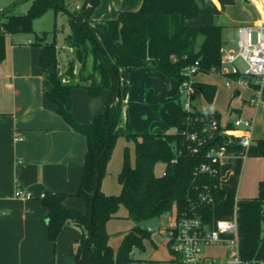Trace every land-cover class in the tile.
<instances>
[{
  "label": "trees",
  "instance_id": "obj_1",
  "mask_svg": "<svg viewBox=\"0 0 264 264\" xmlns=\"http://www.w3.org/2000/svg\"><path fill=\"white\" fill-rule=\"evenodd\" d=\"M20 1L0 10V61L5 58L7 36L30 31L32 19L50 8H63L61 0H32L25 15L19 17L12 13V6ZM97 1L89 0L79 11L68 14L69 33L65 42L74 50L79 64L76 75L72 61L63 69L69 82L57 75L59 50L53 42L45 41V33L34 34V40L29 43L40 49L37 67L50 84L46 92L47 100L70 129L84 136L86 143L81 182L73 195L84 202L85 212L66 208L64 200L68 195L63 193L45 192L40 202L47 210L44 227L49 241L54 243L67 225L80 230L81 237L73 250L75 264L85 237L89 264H129L130 250L133 247L142 249V241L150 238V234L134 227L122 237L114 251L108 244L107 222L123 208L129 219L137 218L139 221L176 212L180 216L198 218L202 223L211 224L212 208L223 198L224 191L219 184V164L206 158V153L210 148L224 144L229 137L217 131L213 138L207 139L196 152H192L196 143L189 139L187 133L195 131L200 135L203 127L200 117H212L217 121L218 117L196 111L188 116L181 111L179 104L175 131L126 136L133 143L134 164L130 165L125 151L117 175L119 193L106 195L98 187L91 211L97 170L101 179L113 142L118 137L117 125L121 117L120 95L116 96L118 71L120 68L137 69L151 65L163 76L174 79L177 85L183 79L182 69L195 62L198 64L196 74H218L223 47L222 29L216 25L186 24L198 16L199 7L195 0H141L137 10L121 11L115 19L106 21L109 36L116 43L117 59L111 61L89 24ZM77 88L84 89L91 98L99 96L103 90L107 91L103 111L94 115L89 124H78L72 116L71 91ZM206 89L209 93L205 92ZM194 90L203 92L206 101L211 102L212 87L195 81ZM232 152L237 154L239 149L233 144L227 145V153ZM247 157H264V139L252 142ZM157 164L163 165L160 175L154 172ZM201 164L214 167V174L199 172ZM256 202L258 224L264 223V182L258 185Z\"/></svg>",
  "mask_w": 264,
  "mask_h": 264
},
{
  "label": "crops",
  "instance_id": "obj_2",
  "mask_svg": "<svg viewBox=\"0 0 264 264\" xmlns=\"http://www.w3.org/2000/svg\"><path fill=\"white\" fill-rule=\"evenodd\" d=\"M213 2L217 7V22L211 25L221 27L223 48L234 49L238 27L259 20L258 6L250 0H235L234 3L226 0L233 8L224 12L219 0ZM140 4L139 0H120L117 15L121 11H135ZM116 17L112 14L107 21ZM186 24L206 25L200 20H189ZM92 27L95 29L94 25ZM230 27L235 28L234 32L228 29ZM31 42L6 38L5 58L0 61V264H75L73 250L81 237L80 230L67 225L54 243L49 241L44 227L47 210L41 205L40 197L45 192L63 193L68 195L64 200L66 208L85 212L84 202L73 195L81 182L86 143L84 136L70 129L47 100L50 84L37 67L40 49L31 46ZM110 55L112 61H116L117 56ZM141 69H146L161 83L163 96L168 98L166 101L170 100L172 89L177 92L174 79L163 76L151 65ZM195 81L214 89L211 102L206 101L203 92H195L192 106L196 112L217 115L220 126L230 128V134L236 137L243 130L234 128V121L252 120V140L264 139V80L257 107L249 102L251 88L236 83L226 86L220 74L198 73ZM205 92L209 93L207 89ZM71 101L74 120L85 125L103 111L106 99L91 98L84 89L77 88L71 91ZM178 106L179 100L176 119ZM121 113L123 123L127 116L125 110ZM120 126L117 125L118 130ZM173 127L143 132L165 134L174 131ZM219 172L224 196L216 206L220 204L219 210H225L220 214L221 219L235 221L236 237L241 218H246V226L253 227L257 223L260 229L256 197L259 183L264 182V157L227 156L221 159ZM16 186L20 188V197L14 195ZM242 211L246 212L245 217ZM240 228L242 230L241 225ZM239 257L247 261L264 260V251L248 259ZM87 259L85 237L76 264H89Z\"/></svg>",
  "mask_w": 264,
  "mask_h": 264
},
{
  "label": "rangeland",
  "instance_id": "obj_3",
  "mask_svg": "<svg viewBox=\"0 0 264 264\" xmlns=\"http://www.w3.org/2000/svg\"><path fill=\"white\" fill-rule=\"evenodd\" d=\"M16 1L18 0H0V10L10 6ZM31 1L32 0H21L19 3L12 6V13L16 16L25 13L29 8ZM61 1L63 2L62 9L50 8L39 17L32 19L30 22V31L16 32L6 38L13 39L14 41H33L34 34L39 36L45 33V41L47 43L53 42L59 50L57 55V75L60 78H66L67 76H65L63 69H66L70 61L74 64L75 75L79 66L74 50L68 47L65 42V37L69 33L68 14L79 11L89 0ZM139 1L141 2V0ZM196 1L199 5V14L195 19L190 21L195 22L196 20H200L202 23L205 22L206 25L216 23L217 18H215V16L217 15V7L213 0ZM230 1H232V3L235 2V0ZM119 2L120 0H117L116 2L114 0H98L96 6H94L92 10L90 17L91 21L89 22L90 28L95 33L98 42L111 61L112 58L110 53L113 54L114 57L116 56V43L109 36L106 21L112 14L117 16V6ZM219 5L224 12H229L233 8V6L226 3V0H219ZM93 25L95 29L92 27ZM228 29L232 32L235 30L234 27ZM238 65L241 66L240 63ZM141 68L143 67L137 69L120 68L118 71L121 112L125 110L127 120L123 123L122 118L119 120L118 124H121V126L119 130L117 129L118 137L113 142L105 172L100 179L99 189L100 192L104 194L117 195L120 191V184L117 181V175L121 169L125 151H127L130 165L134 164L133 143L128 141L126 136L133 133H142L145 129L161 131L163 129H168L173 125L174 127L172 129L175 131L177 127V100H179L180 104L183 97L172 89V95L168 96L170 100L166 101L168 98L163 96L161 83L156 81L146 69ZM66 82H69V79ZM106 94L107 91L103 90L97 98L106 99ZM126 133L130 134L126 135ZM162 171L163 165L157 164L154 169L155 174L160 175ZM219 205L216 206L215 204L212 208L213 221L222 220L220 214L225 213V210L222 208L219 210ZM241 215L245 217L246 212L242 211ZM245 219L246 218H241L239 220L237 248L239 255L242 258L248 259L252 258L257 253L264 251V223L259 224L260 229H258L257 223H255L253 227L249 224L248 227L246 226L247 222ZM160 220H165L164 214L148 220L134 221L127 217L123 208H120L116 215L106 224V232L109 236L108 244L114 251H116L120 245L122 237L130 232L132 228L138 227L145 231L151 229L154 232L151 233L150 238L142 241L143 248L140 250L139 248H136V250L143 252L142 258L145 260H167L169 259V250L166 245V238L157 235ZM240 225L242 226V230ZM162 234L163 233L161 232V235ZM203 253L216 260H220L226 257V248L223 246H211L205 248Z\"/></svg>",
  "mask_w": 264,
  "mask_h": 264
},
{
  "label": "built area",
  "instance_id": "obj_4",
  "mask_svg": "<svg viewBox=\"0 0 264 264\" xmlns=\"http://www.w3.org/2000/svg\"><path fill=\"white\" fill-rule=\"evenodd\" d=\"M250 1L258 6L260 18L253 24L238 27L234 49L221 48L218 74L224 77L226 86L236 83L251 88L252 96L249 102L250 105L257 107L261 102L260 87L264 80V0ZM239 63L241 66L238 65ZM197 69V62L183 68L181 72L183 79L177 85V93L183 97L180 109L188 116L195 112L192 106V96L195 92ZM199 119L203 121L200 135L195 131L187 133L189 139L196 143V146L191 149L192 152H196L198 146H202L207 139L213 138L219 131V134L229 138L224 144L210 148L206 153V158L212 163L220 164L221 159L227 156L247 157L253 142L251 138L252 120L237 119L234 121V128L243 130L242 134L236 137L230 134V128L221 127L219 121L212 117H200ZM230 144L239 149L237 154L227 153V145ZM215 170L210 164L199 166L201 173L214 174ZM14 195L15 197L21 195L18 186L15 188ZM23 197L28 199L29 195ZM164 216L165 220L159 221L157 235L166 238L169 259L145 260L142 258L143 252L133 247L129 252L131 258L129 264H264V260L247 261L239 257L234 220H216L211 221V224H205L198 218L180 216L176 212H167ZM146 231L150 235L154 232L151 229ZM211 246L226 248V257L216 260L204 254L203 250Z\"/></svg>",
  "mask_w": 264,
  "mask_h": 264
},
{
  "label": "water",
  "instance_id": "obj_5",
  "mask_svg": "<svg viewBox=\"0 0 264 264\" xmlns=\"http://www.w3.org/2000/svg\"><path fill=\"white\" fill-rule=\"evenodd\" d=\"M24 15H25V13L18 14L19 17H23ZM116 96H119V87L117 88ZM99 180H100V171L98 169L97 170V175H96V180H95L94 193L92 195V200H91V211H92L93 201H94V198H95V193H96V191H97V189L99 187ZM133 220L134 221H139L137 218H133ZM91 225H92V213L90 214V230L88 232V237L89 238L91 237Z\"/></svg>",
  "mask_w": 264,
  "mask_h": 264
}]
</instances>
